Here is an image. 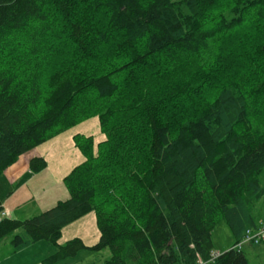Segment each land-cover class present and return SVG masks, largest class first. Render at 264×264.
<instances>
[{"label": "trees", "instance_id": "1", "mask_svg": "<svg viewBox=\"0 0 264 264\" xmlns=\"http://www.w3.org/2000/svg\"><path fill=\"white\" fill-rule=\"evenodd\" d=\"M92 117L103 139L73 135L68 198L0 217V239L49 242L42 264L105 248L102 264H250L236 244L262 217L264 0H0V178ZM90 212L97 241L59 243ZM221 218L235 242L211 259Z\"/></svg>", "mask_w": 264, "mask_h": 264}, {"label": "crops", "instance_id": "2", "mask_svg": "<svg viewBox=\"0 0 264 264\" xmlns=\"http://www.w3.org/2000/svg\"><path fill=\"white\" fill-rule=\"evenodd\" d=\"M65 133L64 131L36 146L31 153L23 154L14 164L4 170L1 176L2 190L0 191V205L2 209L9 213L8 217L15 219L29 218V216L26 215L27 211L31 210L32 213L28 214H33L31 216H34L49 209L59 200L68 198L69 195L64 186L63 177L76 164L70 167V157L61 155V150L66 149V146L61 144L63 141L68 140L70 143L69 145L72 144L73 146V140L70 134L62 138V135H65ZM73 134L75 135L76 133ZM47 149L48 155L52 158L51 163L47 159V155L43 153V151L45 152ZM74 152L75 156L78 157L77 150H74ZM34 156H42L47 160V166L37 173L31 172L28 166L29 159ZM53 160L55 171L54 177L51 179L48 172L52 167ZM30 185L33 186L30 187ZM263 217L264 215H262L261 218ZM261 218H259V220ZM69 225H71V223ZM69 225L62 229L59 243L60 240H62L61 238L63 237L65 229H67ZM47 243L49 242H35L26 248L16 251L15 254L18 252L17 257L19 259L20 257H24V255L30 254L28 251L33 247V249L38 250L36 252L32 251L34 252L33 259H37L38 262H41L45 255L47 256L55 250L53 245ZM38 245L40 246L37 247ZM217 253L219 252L217 251Z\"/></svg>", "mask_w": 264, "mask_h": 264}, {"label": "rangeland", "instance_id": "3", "mask_svg": "<svg viewBox=\"0 0 264 264\" xmlns=\"http://www.w3.org/2000/svg\"><path fill=\"white\" fill-rule=\"evenodd\" d=\"M215 41H210V45L213 48V50L216 47L217 38H214ZM65 135H62V138H65L64 136H67L70 134L73 140V146L72 144L69 145V141H63L61 144L66 146L65 150H61V155H64L66 157H70V167L74 164H78L82 160V155L78 149V147L75 145L74 139H73V133L76 134H82L83 136L91 135L93 136L95 141H99L103 138V134L101 133L98 123L96 121V118L92 117L87 120H84L77 125L65 130ZM50 144V143H49ZM48 146V145H45ZM36 148V147H35ZM48 148V147H47ZM34 150V149H32ZM29 151L25 154H29L32 152ZM74 150H77L78 157L75 156ZM45 155H47V159L49 162H52V158L50 155H48V149L47 151H43ZM47 162V160H46ZM47 166V164H46ZM54 160L51 169L48 172V175L51 179L54 177ZM1 179L0 178V191L2 190L1 185ZM259 181L264 189V168L259 174ZM14 186V185H13ZM33 185H30L32 187ZM10 189V187H9ZM259 206L261 208L260 210V216L264 215V198L261 199ZM31 210L27 211V214L29 217H32L33 214ZM25 219V218H22ZM99 231L96 225L95 221V214L94 212H90L83 217L79 218L78 220L74 221L65 229L63 233V237L60 240V243H64L66 240L77 236L80 237L83 242L86 245H92L94 244L98 239ZM13 238V235H7L4 238L0 239V264H41V262H38L37 259L34 258V252L32 251H38L37 249H29L27 255H24V257H20L18 259V252L15 254L16 251L12 249L11 240ZM211 241L213 244V252H219L222 253L228 249H230L234 244V237L227 226L225 219L221 218L218 223L215 225V227L211 230ZM49 244V243H47ZM38 245L37 247H39ZM35 247V248H37ZM243 252L246 255V258L248 259L250 264H264V244H252V243H245L241 246ZM33 256V257H32ZM46 256V255H45ZM44 256V257H45ZM110 257V250L108 248L101 249V250H90V249H83L81 250L75 257H70L65 260H62L56 264H102L104 260ZM18 259V260H17ZM17 260V261H16ZM16 262V263H15Z\"/></svg>", "mask_w": 264, "mask_h": 264}, {"label": "built area", "instance_id": "4", "mask_svg": "<svg viewBox=\"0 0 264 264\" xmlns=\"http://www.w3.org/2000/svg\"><path fill=\"white\" fill-rule=\"evenodd\" d=\"M9 213L2 209L0 213V217H8ZM245 243L252 244H264V217L261 218L255 228H246L244 232L243 239L236 244L237 248H241V246ZM219 253L212 252L211 259H214L218 256ZM206 262L199 260L197 264H205Z\"/></svg>", "mask_w": 264, "mask_h": 264}, {"label": "bare ground", "instance_id": "5", "mask_svg": "<svg viewBox=\"0 0 264 264\" xmlns=\"http://www.w3.org/2000/svg\"><path fill=\"white\" fill-rule=\"evenodd\" d=\"M24 56V55H23Z\"/></svg>", "mask_w": 264, "mask_h": 264}]
</instances>
